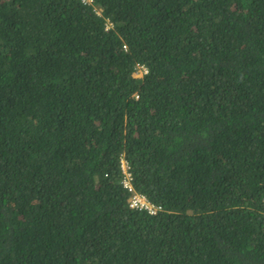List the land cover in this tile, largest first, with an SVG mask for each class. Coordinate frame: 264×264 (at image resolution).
<instances>
[{"label":"trees","instance_id":"1","mask_svg":"<svg viewBox=\"0 0 264 264\" xmlns=\"http://www.w3.org/2000/svg\"><path fill=\"white\" fill-rule=\"evenodd\" d=\"M0 264H264V0H0Z\"/></svg>","mask_w":264,"mask_h":264},{"label":"built area","instance_id":"2","mask_svg":"<svg viewBox=\"0 0 264 264\" xmlns=\"http://www.w3.org/2000/svg\"><path fill=\"white\" fill-rule=\"evenodd\" d=\"M120 170L122 173L121 183L123 187L126 188L127 190H132L129 165L127 161L124 160L123 158L120 159ZM129 206L132 208H142V209L144 208L151 214L154 213L155 211V209L151 207L150 203L146 200V198L139 194H133L131 196Z\"/></svg>","mask_w":264,"mask_h":264},{"label":"clouds","instance_id":"3","mask_svg":"<svg viewBox=\"0 0 264 264\" xmlns=\"http://www.w3.org/2000/svg\"><path fill=\"white\" fill-rule=\"evenodd\" d=\"M129 165V164H128ZM129 171H130V167H129ZM132 185V184H131ZM123 186V185H122ZM126 189V188H125ZM128 191H132V190H128ZM149 202V201H148Z\"/></svg>","mask_w":264,"mask_h":264}]
</instances>
